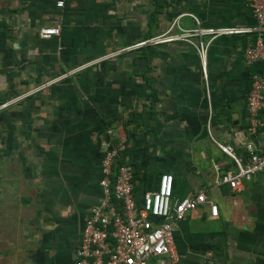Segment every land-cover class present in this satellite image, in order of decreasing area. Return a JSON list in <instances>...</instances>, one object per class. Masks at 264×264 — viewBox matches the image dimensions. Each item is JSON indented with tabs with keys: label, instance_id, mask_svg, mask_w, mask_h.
<instances>
[{
	"label": "crops",
	"instance_id": "obj_1",
	"mask_svg": "<svg viewBox=\"0 0 264 264\" xmlns=\"http://www.w3.org/2000/svg\"><path fill=\"white\" fill-rule=\"evenodd\" d=\"M254 27L241 0H0V264H74L106 129L136 206L167 173L173 199L216 207L176 223V264H264V170L239 193L214 184L234 169L216 144L264 154V111L254 135L245 115L254 34L217 33Z\"/></svg>",
	"mask_w": 264,
	"mask_h": 264
},
{
	"label": "built area",
	"instance_id": "obj_2",
	"mask_svg": "<svg viewBox=\"0 0 264 264\" xmlns=\"http://www.w3.org/2000/svg\"><path fill=\"white\" fill-rule=\"evenodd\" d=\"M249 10L255 27L252 29H219L222 34H254L252 44L242 51L246 66L258 64L259 71L250 76L245 95L247 132L254 135L261 127L259 115L264 111V0H241ZM61 7L62 2H56ZM208 33H215L208 30ZM55 27L39 28L40 38L58 37ZM159 40V38H158ZM143 44V43H140ZM202 55V48H198ZM203 64V62H202ZM112 131L106 129L101 142L100 179L102 199L93 205L84 219L75 250L74 264H176L173 250V230L176 223L194 209L207 206L212 216L216 207L202 192L179 199L172 197L173 178L163 173L157 188L142 195L141 204L135 205L132 195L131 170L120 162L119 151L110 143ZM218 150L230 157L234 169L220 172L214 167V184L226 186L239 193L243 183L264 170V154L249 150L248 158L241 161L233 155L229 145L216 144Z\"/></svg>",
	"mask_w": 264,
	"mask_h": 264
},
{
	"label": "rangeland",
	"instance_id": "obj_3",
	"mask_svg": "<svg viewBox=\"0 0 264 264\" xmlns=\"http://www.w3.org/2000/svg\"><path fill=\"white\" fill-rule=\"evenodd\" d=\"M138 44H139V42H138ZM143 47V45H140V46H135V47H131V48H129V49H132V50H137V52L139 53V51L141 50V48ZM119 50L120 49H117V51H115L116 53H114V54H122V53H119ZM143 68V66L140 68V69H142ZM0 112H1V103H0Z\"/></svg>",
	"mask_w": 264,
	"mask_h": 264
},
{
	"label": "water",
	"instance_id": "obj_4",
	"mask_svg": "<svg viewBox=\"0 0 264 264\" xmlns=\"http://www.w3.org/2000/svg\"><path fill=\"white\" fill-rule=\"evenodd\" d=\"M206 136H207V132H206V129L204 128V129H202V131H201L200 138H204V137H206Z\"/></svg>",
	"mask_w": 264,
	"mask_h": 264
},
{
	"label": "trees",
	"instance_id": "obj_5",
	"mask_svg": "<svg viewBox=\"0 0 264 264\" xmlns=\"http://www.w3.org/2000/svg\"><path fill=\"white\" fill-rule=\"evenodd\" d=\"M263 40H264V36H263Z\"/></svg>",
	"mask_w": 264,
	"mask_h": 264
}]
</instances>
